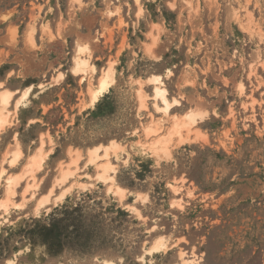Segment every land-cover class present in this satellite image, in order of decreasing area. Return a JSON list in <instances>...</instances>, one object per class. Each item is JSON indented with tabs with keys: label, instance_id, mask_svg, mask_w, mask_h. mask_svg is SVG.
<instances>
[{
	"label": "rangeland",
	"instance_id": "obj_1",
	"mask_svg": "<svg viewBox=\"0 0 264 264\" xmlns=\"http://www.w3.org/2000/svg\"><path fill=\"white\" fill-rule=\"evenodd\" d=\"M138 3L139 16L135 0H0L1 89L17 91L9 110L32 87L0 133V167L21 173L43 140L47 157L34 179L35 197L48 191L76 151L82 155L78 179L86 183L85 189L74 185L55 206L60 188H54L39 215L34 198L6 221L1 217L0 264H182L179 251L193 264H264V0ZM247 13L261 41L245 29ZM77 45L88 48L98 73L115 62L116 81L93 108L86 84L69 71ZM250 64L254 74L248 77ZM59 73L64 78L56 82ZM150 75H160L169 98L181 102L171 114L193 109L201 118L182 131L185 140L171 142L168 157H112L114 179L127 196L121 204L105 185L83 178L92 175L83 165L88 149L111 140L129 150L133 131L148 119L137 110L135 80ZM14 138L23 157L11 168L3 158ZM171 184L181 187V208L171 205ZM2 190L3 180L0 199ZM125 205L136 207L141 218ZM159 236L167 238L166 251L144 255Z\"/></svg>",
	"mask_w": 264,
	"mask_h": 264
},
{
	"label": "bare ground",
	"instance_id": "obj_2",
	"mask_svg": "<svg viewBox=\"0 0 264 264\" xmlns=\"http://www.w3.org/2000/svg\"><path fill=\"white\" fill-rule=\"evenodd\" d=\"M72 2H78L79 0H71ZM137 5V16L142 13V8L135 0ZM234 18L240 19L241 15L236 9H232ZM108 16H113L115 13L113 11H107ZM243 24L245 27H243ZM240 27L242 29H248L249 32L256 33V36L261 41L262 36L260 31L254 30V20L251 13L245 15V21ZM244 29V30H245ZM247 30V31H248ZM35 30L33 26H30L27 31V40L33 46V34ZM151 36V33L148 34ZM255 39V38H254ZM156 38H152V42L145 45V50L149 53L153 46L155 45ZM259 56V55H258ZM258 56L256 57L258 59ZM263 67L262 63H259ZM115 62L109 63L104 69L97 72L96 67L91 63L90 54L88 53V48L86 46H76L74 54L71 58V66L69 71L79 77L80 82L86 84V93L89 98L88 106L93 108L109 91V88L115 83ZM248 77L253 76L254 70L253 65L248 66ZM95 80L93 77L97 75ZM172 71L166 69L164 76L165 78L171 77ZM64 74L59 73L54 80L57 82L59 79H63ZM96 81V83L93 81ZM54 81V82H55ZM137 89L135 91V97L137 102V110L139 114L145 113L148 117L146 123H141L140 131L135 130L132 133L129 145V150L125 148L115 140H111L107 145H98L87 150L86 158L84 161V168L92 172V175L84 174L83 178L89 180L94 178L98 183L106 186V193L118 199L119 203H123L126 199L125 190L121 188L115 181L114 176L116 174L115 165L111 161L112 157L115 160L118 159H129L130 152H135L138 155H146L148 158H155L156 161L163 156L168 157L170 151L168 149L171 142L176 139L181 143L184 138H182V131H188L192 125L196 123V118H201L199 113H196L193 109H189L182 115L171 114V111L175 107H179L181 102L177 98H169L167 89L165 88L164 82L160 75H150L145 81L141 79L135 80ZM149 86L151 88V94H147L143 86ZM31 86L23 89L18 98L13 103V109L9 110L11 105V100L13 95L17 91H9L7 89H1L0 83V133L3 132L8 124L11 123L13 115L17 112L19 107H24L26 100L28 99ZM240 92L243 91V86L240 83L238 85ZM150 103V107H149ZM243 105V109H245ZM148 108L151 110L147 111ZM159 115V117H155ZM141 117V115H139ZM15 139V138H14ZM44 141L41 140L35 151L28 156L26 163L19 174L10 175L7 174L6 168L0 167V181L3 180V190L2 198L0 199V218L3 220L7 219L4 217L8 216L11 210H21L24 208L25 203L31 199L35 198V203L33 207V212L35 215L40 214V210L49 205L51 196L53 194L54 188H60V192L53 197L52 202L55 205L62 203L66 196L70 193V190L74 185L78 188L85 189L86 183L79 181L78 178L82 177L77 175L78 165L82 159V155L79 151H76L74 156L71 157L68 165L59 171V175L55 177L52 186L48 191L35 197V193L32 190H37L39 184H35L36 174L43 169L47 154H44ZM70 151V150H69ZM51 152V150L49 151ZM72 152V151H71ZM70 154V153H69ZM9 156V157H8ZM123 156V157H122ZM8 157V158H6ZM23 157V153L19 148L18 142L15 139V144L11 150H8L3 158V162L6 161L7 165L11 168L16 167ZM84 157V156H83ZM113 158V159H114ZM60 166V165H59ZM59 169V168H58ZM27 179V181H26ZM72 180L69 186H64ZM24 181L20 192V202H15L17 197V189L21 182ZM89 184V183H88ZM64 186V187H63ZM172 193L175 195L174 199L171 201L172 207L181 208L182 198H181V187H175L171 184ZM76 188V187H75ZM31 192V193H30ZM29 193V198L26 195ZM133 195V194H132ZM139 195L135 196L134 202L137 200ZM130 213L135 214L137 218H141L139 211L136 207L132 205L123 206ZM122 207V208H123ZM123 208V209H124ZM46 209V208H45ZM3 222H0V225ZM167 238L158 237L153 240L151 245L145 250L146 256H153L155 253L165 250ZM166 251V250H165ZM179 259L182 264H193L195 259L192 257H186V253L183 251L178 252ZM143 259V257L141 258ZM6 264H15V259L7 261ZM100 264H115L111 261H103Z\"/></svg>",
	"mask_w": 264,
	"mask_h": 264
}]
</instances>
